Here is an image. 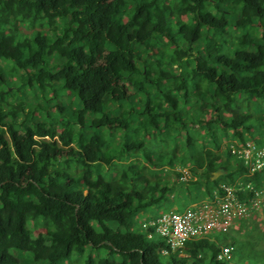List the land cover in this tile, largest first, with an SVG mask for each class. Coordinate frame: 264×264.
I'll return each mask as SVG.
<instances>
[{"label":"trees","instance_id":"trees-1","mask_svg":"<svg viewBox=\"0 0 264 264\" xmlns=\"http://www.w3.org/2000/svg\"><path fill=\"white\" fill-rule=\"evenodd\" d=\"M0 60L48 88L45 102L60 90L82 105L72 119L63 105L17 112L0 76V264L11 249L59 264L87 248L85 264H264L253 240L228 234L236 258L211 239L164 255L134 224L170 196L212 200L240 183L250 200L240 189L263 186L264 169L249 176L231 144L264 146V0H0ZM139 94L146 111L129 109ZM88 127L145 138L119 150Z\"/></svg>","mask_w":264,"mask_h":264},{"label":"built area","instance_id":"built-area-1","mask_svg":"<svg viewBox=\"0 0 264 264\" xmlns=\"http://www.w3.org/2000/svg\"><path fill=\"white\" fill-rule=\"evenodd\" d=\"M231 154L234 159L246 166L248 175L264 169V146H240L236 142L231 144ZM221 186L223 196L215 195L210 202L200 206L188 208L182 212L168 211L159 213L142 222L143 232L148 238L158 237L163 241L160 250L164 255L182 253L186 245L200 239H216L221 234H227L236 220L247 218L258 210H264V184L260 189H254L249 183L252 198L240 200L237 196V187ZM219 258L231 259L234 252L232 244L220 245Z\"/></svg>","mask_w":264,"mask_h":264},{"label":"rangeland","instance_id":"rangeland-1","mask_svg":"<svg viewBox=\"0 0 264 264\" xmlns=\"http://www.w3.org/2000/svg\"><path fill=\"white\" fill-rule=\"evenodd\" d=\"M243 29H241L242 31ZM0 66L2 68V71L0 72V76H2V79H4L5 84L4 86L6 88H8V90L14 89L15 91H17V93L14 92V96L17 102L12 103L14 110H16L17 112L20 110V106L19 103L23 102L25 105L27 106V110L32 112V115H36V116H42L41 113L43 111H45L47 109V106H51L54 105V107L56 106H61L63 105L65 108L69 109V112L67 114L63 115V118L65 119H72L75 118V115L77 113H79V110L82 108L81 103L79 102V100L77 99V97L75 96H70L68 95L65 91L60 92V90H57L56 96L52 97L50 102H45L43 100L44 96H49L50 93L48 91V88L45 89H40L39 87H37L36 85L30 86L29 84H25L21 81L22 77V73H19L18 71H14L13 69H15L14 65L11 62L8 61H2L0 60ZM13 68V69H12ZM16 70V69H15ZM135 101L136 103H131L133 104V106L131 105V107L129 108L130 110H141V111H146V109L148 108L147 106V96L139 94V95H135ZM129 110H127L126 112H128ZM237 112V111H236ZM116 115V114H115ZM53 116H55V114H53ZM144 116H147L146 114ZM93 119H97L100 117L99 114H90L87 113L84 115V119H89L92 118ZM136 123L139 124L141 117H135L134 118ZM143 120V119H142ZM105 133V140L108 143H111L112 146L115 148H118L119 150L122 149V147L124 146V144H130L135 140H139V141H144L145 136H143L142 133L138 132H131V131H122V134H117L116 135V131H112L110 130H101L99 128H94V127H88L87 128V137L92 136L93 134H101V133ZM116 136V137H114ZM152 138V136H150ZM232 137V136H231ZM230 137V138H231ZM224 137H221L220 139H222V142H224ZM159 139V137H158ZM229 139V138H228ZM235 140V138H234ZM232 140L229 139V141L227 140V142H231ZM224 144V143H223ZM151 150H150V154L153 158L156 159V157H161V152L159 151L161 149V144H159V142L155 141L154 139H152V144H151ZM73 146V145H72ZM121 148V149H120ZM220 150H213L212 152H216L219 153ZM163 154V153H162ZM159 159V158H157ZM231 163L234 164V161L231 160ZM166 168V167H165ZM140 170L142 172L148 170L147 166H146V162L142 161L141 162V167ZM79 172V170H77ZM159 171V170H158ZM156 171V173L158 172ZM117 172H120V169H117ZM182 173L184 175H186L185 177L188 178V176H190L189 171H182ZM221 173V174H220ZM222 173H225L224 171H218L216 174V178H220L222 176ZM161 174V173H159ZM159 174H155L152 179L153 180H158V178L160 177ZM169 174V175H168ZM172 173H170L169 168H166L164 170V172L161 174L164 176V178H167L168 176ZM206 202H210L211 199H206L204 200ZM183 209L180 210H176L175 208H173L172 206H169L167 204H163L159 207H154L152 209H150L149 211H147V217L156 215L157 213H164V212H168V211H174V212H182ZM135 220V225L138 226V223H140L141 219L140 216H136L134 218ZM147 220V219H146ZM243 220V224H246V227H244V231L242 233V235H238L239 239L241 240H253L255 242V252H256V256H259L261 258L262 254L260 253L259 250H264V212H262V210H258L255 211L252 216H248ZM251 223V224H250ZM30 227L32 226L31 224L29 225ZM234 227L230 230V232L228 233L229 238L232 236H235L236 238V234L234 233ZM157 239H159L158 237H156ZM231 240L229 239V243ZM216 243L219 244H226V235L225 234H221L218 236V238L216 239ZM232 246L234 247V253H233V257L235 256L238 257L240 252H237L236 249V245L232 244ZM259 249V250H258ZM90 249L87 248L84 252L83 255L79 256V255H73L71 258L69 259H63L59 262V264H85V261L87 260L88 256L91 254L90 253ZM11 256L13 258V264H45V261H36L38 259L37 258H33V254L29 253L27 251H21V250H17V249H11L10 250ZM184 255V254H181ZM249 255V254H247ZM252 259V254H250V256H246L245 259H243V263L245 264L248 261L246 260H251Z\"/></svg>","mask_w":264,"mask_h":264},{"label":"crops","instance_id":"crops-1","mask_svg":"<svg viewBox=\"0 0 264 264\" xmlns=\"http://www.w3.org/2000/svg\"><path fill=\"white\" fill-rule=\"evenodd\" d=\"M232 136V137H231ZM231 136H227V138H229V139H231L232 141L231 142H233V141H235L234 140V138H236V136L235 135H231ZM231 137V138H230ZM229 139H228V141H229ZM218 156L215 158V160H217L218 161ZM213 160V159H212ZM219 171H222V170H219ZM218 172V171H217ZM216 172V173H217ZM214 174V176H215V178H216V176H217V174ZM221 174V173H220ZM224 173H222V175H223ZM214 176H213V178L212 179H215L214 178ZM204 200H206V198H202V199H199V200H197V199H194L193 198V196H190V195H187L186 197H174V196H170V199H166V200H163L162 201V204L161 205H165V204H167V205H169V206H172L173 208H175L176 210L178 209V210H180V209H183L182 211H184V210H186V209H188V208H193V207H197V206H200L202 203H204V202H206V201H204ZM208 200V199H207ZM262 212H264V210L262 211ZM159 213H157L156 215H158ZM253 214V213H252ZM252 214H250L249 216L251 217L252 216ZM153 216H155V215H153ZM153 216H150V217H147V214H144V215H142V216H140V219H141V221H140V223L142 222V221H144V220H146V219H150V218H152ZM251 224V223H250ZM234 233L237 235L236 237L238 238L239 236L238 235H242V233H243V231H244V227H246V224L244 225L243 224V220H236L235 222H234ZM232 227V228H233ZM231 228V229H232ZM230 229V230H231ZM230 232V231H229ZM228 232V233H229ZM227 233V234H228ZM226 241H227V243H229V239L228 238H226ZM232 244V243H231ZM221 245V244H220Z\"/></svg>","mask_w":264,"mask_h":264},{"label":"water","instance_id":"water-1","mask_svg":"<svg viewBox=\"0 0 264 264\" xmlns=\"http://www.w3.org/2000/svg\"><path fill=\"white\" fill-rule=\"evenodd\" d=\"M214 178H215V176H214Z\"/></svg>","mask_w":264,"mask_h":264}]
</instances>
